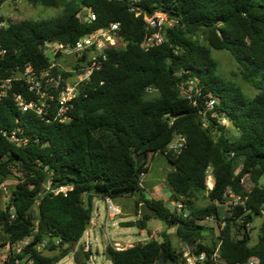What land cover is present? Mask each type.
Returning a JSON list of instances; mask_svg holds the SVG:
<instances>
[{
  "label": "trees",
  "instance_id": "trees-1",
  "mask_svg": "<svg viewBox=\"0 0 264 264\" xmlns=\"http://www.w3.org/2000/svg\"><path fill=\"white\" fill-rule=\"evenodd\" d=\"M8 1L16 0H0V8ZM28 1L61 8L62 15L8 22L0 29L7 50L0 78L12 77L28 64L36 72L47 69L51 64L48 44L73 45L111 23L120 24V38L108 51L104 68L92 74L61 117L57 116L56 91L52 99L44 100L42 116L20 111L13 93L37 103L23 80L14 81L10 94L0 102V182L14 170L21 176L3 206L0 193V238L11 247L30 239L20 252L11 251L4 264H58L91 224L95 198L122 196H136L138 214L141 204L157 213L142 215L123 227L145 229L147 221L156 218L174 227L185 246L210 240L208 255L220 241L225 264H247L252 258L264 264V187L258 184L264 175V0ZM132 7L147 15L164 12L175 21L166 29L162 45L142 46L147 34L144 18L136 17ZM84 9L95 15L94 21H82ZM212 50L232 55L242 79L257 91L253 97L224 80ZM61 74L64 79L70 76ZM189 80L203 96L219 100L215 111L208 113L207 128L200 116L203 100L193 106L181 96L180 86ZM149 92L155 95L149 97ZM219 118L232 126L234 138ZM17 129L19 137L27 138L26 144L10 138ZM215 131L217 137L212 134ZM178 136L186 138V147L179 154L166 153ZM142 154L146 159L136 165V157ZM150 155H162L169 163L166 182L173 201L185 206L181 213L164 201L146 199L140 183ZM239 163L242 169L236 174ZM210 170L212 190L207 189ZM245 176L253 183L250 189L241 182ZM62 187L68 190L56 193ZM229 188L247 200L214 235L213 228L202 222L221 220L219 205L227 202ZM200 196L209 201L204 208L195 207ZM256 218L262 222L253 244L247 229ZM161 237V241L139 242L125 250L108 245L104 255L111 264L184 263L170 237L166 233ZM44 242L48 251L56 253H42L38 248ZM198 249L204 247L199 244ZM82 255L83 259L73 257L75 264H87L90 253L82 249Z\"/></svg>",
  "mask_w": 264,
  "mask_h": 264
},
{
  "label": "built area",
  "instance_id": "built-area-1",
  "mask_svg": "<svg viewBox=\"0 0 264 264\" xmlns=\"http://www.w3.org/2000/svg\"><path fill=\"white\" fill-rule=\"evenodd\" d=\"M137 1V0H134ZM131 11L135 13V16L143 15L146 29V36L142 43V46L145 49L154 46H160L165 41V31L167 28L173 27L175 21L169 19L166 13L164 12H155L152 15L144 14L142 11L132 7ZM95 20V15L88 12L87 20L92 22ZM5 24L0 23V29L4 27ZM120 24L111 23L107 27L95 30L84 37L80 38L75 44H64V43H53L48 44L46 48V53L51 57V64L47 69L40 70L36 72L31 65H26L22 69H17L12 77L0 78V102L10 94L12 84L14 81H25V84L28 87V90L34 93L37 97V103L27 102L21 95L12 94V98L17 105L18 109L22 112L34 111L37 115H43L44 100L46 98H53V92H58L57 101L59 104L58 117H61L67 110L68 103L76 99L82 93V88L86 83L90 82L91 76L93 73L102 70L105 64L108 61V51L116 47L119 41V32ZM7 50L3 46L2 38L0 35V64L5 58ZM69 56L76 57L78 67H75L73 70V77L64 79L61 70L54 63V60L57 56ZM54 69L58 72H54ZM17 75V76H16ZM181 96L188 100L193 106H197L200 99L203 100L205 109L200 112L202 118V125L204 128L208 127V113L214 112L216 105L219 104V100L212 97L211 95L203 96L201 90L197 87L196 83L192 80L187 81L186 83L180 86ZM220 124H225L227 120L219 118ZM20 129L14 131L10 138L14 140L17 144H26V137H19L18 132ZM4 136H7V133L2 131ZM186 138L184 136L176 137L167 147L166 153L179 154L186 147ZM145 174L141 176V183L143 181ZM210 180L208 178L207 182ZM244 182L243 180L241 181ZM68 188L62 187L56 191L65 193ZM228 211L230 215L232 211L240 206H245L247 197H244L240 194L235 193L231 188L227 190L226 193ZM106 205V217L107 221H112L122 214L121 208L114 202V199L106 197L103 199ZM184 204L181 202H175L173 211H184ZM262 215L264 216V209L262 210ZM225 227V221L220 223L219 233ZM47 242L42 243L40 247H45ZM58 244V242H57ZM199 242L193 246H186L187 251L182 254V260L184 264H225L220 255V246L221 242L217 244L216 248L208 255L205 250L198 249ZM115 249L121 250L117 244L114 245ZM38 248V249H39ZM86 252L90 253V243L88 235L86 234V241L84 244ZM201 251L200 255H197V252ZM61 262V261H60ZM59 262V263H60ZM68 264H75L74 259ZM87 264H111L105 258V262L98 263L95 261V256L90 253ZM247 264H259L256 258L250 259Z\"/></svg>",
  "mask_w": 264,
  "mask_h": 264
},
{
  "label": "rangeland",
  "instance_id": "rangeland-1",
  "mask_svg": "<svg viewBox=\"0 0 264 264\" xmlns=\"http://www.w3.org/2000/svg\"><path fill=\"white\" fill-rule=\"evenodd\" d=\"M62 12L63 11L61 8H48L41 5H33L28 0H16V1H8L1 6L0 18L2 19L4 24H7L8 22H19L22 20L43 21V20L58 18L59 16L62 15ZM199 35H200V39L202 40L203 33H199ZM212 56L218 63V73L224 78L226 82L238 85L243 90L245 95L249 98L255 95L257 91L242 79L240 68L228 51L212 50ZM54 63L57 64V66L62 72L69 73L70 74L69 78L71 79L73 77V70L75 69V66L78 63V59L76 57L61 55L55 58ZM154 95H155L154 92H149L148 94L149 97H152ZM221 125L225 126L227 134L231 138H234L236 136L235 130L232 128V126L229 124L228 121L225 124H221ZM212 134L214 137H217L218 132L215 131L212 132ZM158 159L164 160L163 161L164 167L168 165V162L163 157L158 156L157 160L153 162V165L151 167L148 176H146L148 179L158 178L159 176H161L158 173L162 174V172L160 171L162 164L158 162L159 161ZM241 169H242V163H239L236 168V174H239ZM210 175H211L210 171H208L207 180ZM19 177H21L20 174L14 170L10 176H8L2 182H0L2 206L9 201L12 191L15 189L19 181ZM142 179L144 180L145 177H143ZM243 181L247 189H250L253 186V183L249 176H245L243 178ZM258 184L264 187V175L260 178ZM135 198L136 196L134 197L124 196V197H119L118 199L115 200L116 204H120L121 208H124L122 209V213H124L125 211V217H117L114 222L109 221L107 228L109 237L106 236L105 228L102 230L103 231L102 233H100L98 230H95L93 228L88 229L91 236L90 237L91 249L94 253L96 262L98 263L105 262V259L101 254L103 252L105 245L109 244L110 239L111 240L128 239L131 242H138L147 238V233H144L141 236L140 235L141 231L136 226L125 228V227L112 225L113 223H118L120 220L134 221L136 219V216L134 215V213L138 214L136 206L135 209H133V202ZM208 203L209 201L207 199L200 196V199L195 201V207L204 208L205 206L208 205ZM95 205L96 207H100L102 214L105 213L106 205L103 199L101 198L96 199ZM261 222H262L261 218H256L248 226L247 230L252 238L251 242L253 244L256 243L258 240V234H259ZM103 225L105 226V222ZM157 225L159 227H163L162 222H158ZM204 225H214V223L211 221H206ZM151 226L152 225H150V227ZM172 237H173L172 243L175 249L179 253L183 254L185 251H187L186 246L183 245L179 241V239H177L175 233L172 234ZM29 241L30 239H27L24 242H21L15 245L14 247H11L9 244H7L6 240H3V236H2L0 238V264H4L5 259L7 258V256L11 251L20 252V250L24 247V245ZM85 241H86V235L82 241H80L77 245L71 248V253H69L68 256L63 260H61V262L58 264H68L75 255H79L83 259L82 249L85 250L84 248ZM47 246L48 244H46L45 247H40L39 250L46 255H53L56 253L53 251H48ZM96 250L100 253V255H96ZM176 264H184V263H176Z\"/></svg>",
  "mask_w": 264,
  "mask_h": 264
},
{
  "label": "crops",
  "instance_id": "crops-1",
  "mask_svg": "<svg viewBox=\"0 0 264 264\" xmlns=\"http://www.w3.org/2000/svg\"><path fill=\"white\" fill-rule=\"evenodd\" d=\"M158 156H161V157L164 158V156H162V155H154V156L150 155L149 156L148 165H147L148 171L145 173V179L142 181L141 186L144 189V194H145L146 199L164 201L166 203V205L173 211V207H174L175 201H173V199H172V191H171V188L168 186V184L166 182L167 173L169 171H171V167H170L169 163H168V165L166 167H164L163 166V161L164 160L158 159L159 160L158 162L162 164V167H161V170H160L162 172V174L161 173H158L161 176H159L158 178H152V179H148L146 177V176H148V174H149V172L151 170V167L153 165V162L157 160ZM210 174H211V170H210ZM209 177H210V180L207 182V189L208 190H212L213 189V184H214V180H213L212 174ZM122 197H124V196H122ZM125 197H127V196H125ZM118 198H115L114 199V202ZM96 199H98V198H95V200H94V212H93V217H92L91 227L90 228H93L95 230H98L100 233H102L103 232L102 230L105 228L106 236L109 237V233L107 232V228H108V223H109L110 220L107 221V217H106V214H107L106 213V206H105V213L102 214L101 213V210H100V207H96V205H95ZM135 201H136V198H135V200L133 202V209H135ZM117 205L121 208V205L120 204H117ZM122 209H124V208H121V210ZM219 210H220V219H221L220 221L219 220H216L214 218H209V219H207V220H205V221L202 222L203 225H204V223L206 221H211V222L214 223V225H206L208 227L213 228L214 235L219 234V226H220V223H222L224 221V219L227 216L230 215V211H228V208H227V205L226 204L219 205ZM181 212L182 211H180V213ZM133 213H134V210H133ZM134 215L136 216V219L134 221L120 220L118 223H113L112 225L113 226L123 227L122 225L124 223H127V222H136L142 216L140 214V211H139V214L134 213ZM118 217H125V211H124V213H122ZM153 217H155V216H153ZM115 219L112 220L111 222H114ZM104 222H105V226L103 225ZM158 222H162V221H160L159 219H156V218H152V219H150V220L147 221L146 228L145 229H139L141 231V234H140L141 236L144 233H147V238L143 239L142 241L131 242L128 239H120V240H111L110 239L109 240V244L105 245V247H104L103 252H102L101 255L104 257V259L106 258L105 255H104V250H105V248L108 245H111V246L114 247V245L117 244L119 247H121V250H125V249H128V248H132L134 245H136L139 242H147V241H150V240H158V241H161L162 240V237H161V234L162 233H166L170 237V239L172 241V239H173L172 234L175 233V235H176L175 228L174 227L168 228L164 222H162L163 223V227H159L157 225ZM150 225H152V226L150 227ZM125 228H127V227H125ZM86 234L88 235V239H89V243H90V248H89L90 249V253H92L94 255V253H93V251L91 249V241H90V237L91 236H90V232H89L88 229L85 232V234H84L83 238L81 239V241L84 239V237H85ZM177 239H179V238L177 237ZM179 241H180V239H179ZM199 244L204 247V250L205 251H206V248H208V246H211L210 245V240L199 241ZM96 255H100V253L97 250H96Z\"/></svg>",
  "mask_w": 264,
  "mask_h": 264
},
{
  "label": "water",
  "instance_id": "water-1",
  "mask_svg": "<svg viewBox=\"0 0 264 264\" xmlns=\"http://www.w3.org/2000/svg\"><path fill=\"white\" fill-rule=\"evenodd\" d=\"M88 9H84L81 13V16L83 17L82 21H86L87 20V15H88ZM146 155L142 154L136 157V165H140L142 161H144L146 159ZM140 214L141 215H145V214H150L152 216H156V211L153 210L152 208H150L147 204H142L140 206ZM91 227V224H88L86 226L87 229H89ZM201 251L197 252V255H200Z\"/></svg>",
  "mask_w": 264,
  "mask_h": 264
}]
</instances>
